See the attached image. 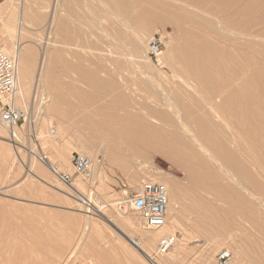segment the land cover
Masks as SVG:
<instances>
[{"label":"rangeland","instance_id":"374dc122","mask_svg":"<svg viewBox=\"0 0 264 264\" xmlns=\"http://www.w3.org/2000/svg\"><path fill=\"white\" fill-rule=\"evenodd\" d=\"M59 4V9L56 8L59 11L57 20L60 25L56 33L59 58L53 61L47 79L49 106L45 107L49 115L56 119L51 126H58L57 119H61L64 121L65 128L67 127L65 129L67 132L59 139H52L51 143H46L44 139L46 135L41 139L36 128L27 135L25 123L20 127L24 139L23 144H20L22 147L20 146L19 156L10 167L1 160L3 153L5 152L4 155L7 156L9 151H3L0 148V264H97L98 262L92 263L83 254H73L70 261L65 262L71 254V246L78 238V229L80 230L81 224H84L85 215L88 214L86 210L89 207L82 205L80 194L93 197L97 209L104 208V213L103 211L96 213L95 207L92 206L93 208L89 209L91 213L88 214L94 217L100 228L91 235L96 244H101L103 238H106L110 244L107 250L111 253L101 257L106 261L104 263L100 261L98 264H111L110 262L114 260L117 264H150L151 262L145 256L139 257L134 253L131 246L119 247L120 243L116 245L115 238L118 236L126 238L121 232L124 229L113 226L105 220V217H118L116 200L126 199L125 193L131 194L143 182H161L165 185L166 182L175 181L181 183V187L177 189L174 184L172 186L170 184L171 188H168L169 196L171 195L169 215L176 216L177 230L168 231V236L176 237V244L162 254L158 250L160 246L158 240L154 251H151L156 260H160L163 255L172 254L176 259L167 264H217L218 254L224 250H230L233 256L232 264H264V207H254L259 213L255 222L240 211L234 223L236 227L231 224L233 222L231 221L230 231H220L221 218L226 216L211 214L210 211L212 208L214 213L221 210L224 207L222 202L215 199V196L211 195L206 188L186 180L184 171L159 155L151 160L153 167L148 168L149 170H141L135 160L131 163L133 167L130 166V170H124L100 155L99 159L102 161L99 166L100 182L95 183L75 175L73 165L71 169L66 168L67 170L60 173V175L72 176V185L82 179L85 184L84 193L77 192L70 187L72 185H66L61 177L55 175L44 163V159L46 161L50 159L59 166L65 167V159L76 154L87 156L86 151L81 148L79 151V148L68 146V149L64 150L66 143L74 139L78 140L77 138L87 143L92 152H100L103 136L83 126L84 119H104L102 120L104 122H113L111 120L113 114L144 115L148 109H161V111L165 110L164 112L171 116L177 125L181 124L184 118L187 126L194 129L198 120L192 117H196L195 112H197L196 114H200V117L203 115L213 119L212 122L222 130L217 134L218 138L223 139L232 150L236 151L235 158L238 162L234 166L224 163L218 155L211 157L209 161L216 170H219L217 172L223 176L224 171L229 169L235 173L238 180L237 171L240 163L244 169H248L254 175L258 183L264 186V153L257 151L253 154L247 151L246 147L252 145L254 141L241 135L242 130L246 128L237 121L236 114L232 112L227 115L222 110H219L220 112L212 110L203 99L206 93L204 88L194 87L192 80L175 74V67L180 68L184 64L178 58L180 49L186 45V42L207 41L220 47L224 46L218 36L220 31L218 26H216L217 32L216 27L215 31H212L206 24L184 22L182 23L184 34H182L173 24H153L149 31L144 30L140 52L125 57L114 54L115 45L120 47L122 44L115 36L114 27L119 26L114 22L117 18L113 16L108 0H60ZM257 6L258 10L262 11L258 13L257 18L261 19V27L264 28V0H260ZM54 7V0H37V2L33 0L28 3L27 8L40 12L43 20L40 26L32 27L27 32L24 36L27 37L25 40L36 42L42 34L43 38L47 37L45 29L51 20ZM133 11L137 9L133 8ZM1 35L2 44L5 46L8 37H4L2 33ZM192 35L200 37V40L193 38ZM154 37H160L163 41L162 53L158 58L149 54V43ZM13 42L16 44L17 39H13ZM131 48V45L123 47L129 51ZM37 53H40L38 49ZM241 62L246 70H250L243 58ZM38 66L39 56L35 65L31 67L32 75L30 74L29 85L33 90L31 93L29 88L30 97H28V104L31 106L34 103L32 94L33 85H36ZM256 67H261V61H257ZM259 86L262 87V82ZM175 91L184 97L178 98ZM36 97L38 99V94ZM182 101L185 102L184 104L189 102L187 106L190 105L191 107H188L192 110L187 106L185 110L186 107L183 106ZM188 109L190 112H187ZM192 112L194 114L192 117L187 115ZM42 118L46 121L45 114ZM193 120H195L194 123H192ZM43 126L45 127L46 124L43 123ZM0 130L1 135L6 138L3 141L13 145L8 140L9 132L1 127ZM124 139L127 140V138ZM32 147L36 151H33ZM33 162L34 166L41 167L43 170L39 177L30 173ZM162 170L166 171L165 174L160 172ZM221 182L230 185L233 183L229 178ZM242 186V184H236V189L246 197L247 194H244ZM250 187L254 188L253 184ZM170 189L174 190L170 191ZM210 206H212L211 209ZM99 214H104L105 217H99ZM127 215L134 222H139L141 229L143 225L145 227V222L138 213L128 210ZM170 223L171 221L169 225ZM262 228L263 230H260ZM150 232L159 233L160 230ZM131 233L133 236L130 235V238L139 237L138 233ZM125 248H129L132 253Z\"/></svg>","mask_w":264,"mask_h":264},{"label":"bare ground","instance_id":"6f19581e","mask_svg":"<svg viewBox=\"0 0 264 264\" xmlns=\"http://www.w3.org/2000/svg\"><path fill=\"white\" fill-rule=\"evenodd\" d=\"M30 1L33 0H6L0 5L1 33L4 37H8V42L2 47V50L6 54L17 57L19 61L18 80L21 98L18 101V105L27 113L25 133L29 135L36 128L41 139L42 136L46 135L44 137L46 143H51L52 139H59L67 132L65 130L67 127L65 128L63 125L64 121L61 119H57L59 120L58 126H51L54 124L53 120L56 119L49 115L45 107L49 102V98H47V79L49 78L53 61L59 58V45L56 40V33L59 31L60 25L57 20L59 11L56 8L59 9L60 0H54L55 10L52 11L51 20L45 29L47 37L43 38L42 34L36 42L25 40L27 37H24L32 27L40 26L43 20L40 12L27 8ZM259 2L260 0H108V6L113 16L117 18L114 22L119 26L114 27L115 36L120 39L122 44L120 47L117 44L115 45L116 51L114 54L125 57L138 54L143 35L146 31H149L153 24H173L182 34H184L182 29V23L184 22L198 25L206 24L208 29H212V31L218 26L221 31V33L219 31L218 36L224 46L220 47L207 41L186 42V45L180 49L178 58L184 64L180 68L179 66L175 67V74L178 77H186L192 80L194 87L204 88L206 93L203 99L206 102L205 104L212 110H222L227 115L234 112L237 121L246 128L242 130L241 135L254 141L252 145L246 147L247 151L253 154L257 151L264 153V28L261 27V19L257 18L258 13L262 12L258 10L257 5ZM133 8H136L137 11L134 12ZM192 37L200 40V37L194 35ZM15 38L17 39L16 44L12 43ZM129 45L132 46L130 51L123 49V47L126 48ZM37 49L40 51L39 54ZM37 56H39V66L35 77L36 85L32 84L34 86L32 94L34 103L31 106L28 104V97H30L29 88L31 90L29 85L30 74L32 73L31 67L35 65ZM242 58L247 62L250 70L245 69L244 64L241 62ZM257 61H261L260 68L256 67ZM261 82L262 87L259 86ZM32 90L30 91L31 93ZM171 93L173 94V91ZM37 94L38 99L36 97ZM178 94H176L178 98L182 96L180 94L178 96ZM177 100L179 102V99ZM183 102L182 104L185 103ZM186 103L190 104L189 102ZM200 103L202 102L200 101ZM187 104L183 106L186 107ZM187 107L184 109L186 110ZM164 111H161V109H148L144 115L128 113L124 116H119L113 114L111 119L113 122H104L102 121L104 119H84L82 120L83 126L85 125L90 130L93 129V133L103 136L100 152H92L93 150H90L87 143H83L79 138H77L78 140L73 138L74 141L66 143L64 150L68 149V146H72L73 148H79V151H81L80 148L86 151V157L91 159L93 163L91 175L85 179L90 183L99 181L101 175L99 166L102 164L99 159L100 155L104 159H108L111 164L118 165L124 170H130L129 167L134 160L141 170L150 169V167H153L151 160L156 155H159L184 171L186 180L206 188L211 195L215 196V199L222 202L224 207L221 210L214 213L212 208L211 211L213 212L210 211L211 214H222L227 217L226 220V217L221 218L220 231H230L240 211L251 221L255 222L259 213L254 207H264V186L258 183L254 175L248 169H244L240 163L237 171L238 180H236L235 173L229 169L224 171L225 175L222 176L217 172L219 170H216L211 165L209 160L215 155L220 156L224 163L230 166H234L238 162L235 158L236 151L232 150L230 145L223 139L218 138L217 134L222 132V130L212 122L213 119L211 120L203 115L200 117V114H196L197 112H195L196 117L194 116V118L192 117L193 112L191 114L188 113L187 115H191L196 121L198 120L196 128L190 129L184 118H182L181 124L177 125L172 120V117L168 116ZM44 114L46 115V121L42 118ZM187 115L185 113V116ZM215 118L217 117L215 116ZM43 123L46 124L45 127ZM0 127L9 132L10 138L8 140L13 143L12 145L4 142L3 140L6 138L1 135L0 130V148L3 151H9L7 156L4 155L5 152H2L3 158L1 160L10 167L19 156L20 144H23L24 136L20 128L9 130L4 126L0 125ZM45 129L47 130L45 131ZM124 138H127V140ZM32 149L36 151L34 147ZM71 159L72 157L65 159V167L64 165L59 166L58 163L50 159L47 161L44 159V163L55 175L60 176V173L67 170L66 168H72ZM42 171L41 167L34 166L33 162L30 173L35 177H39ZM160 172L165 174L166 171L162 170ZM242 176L244 178H241ZM225 178L231 179L233 181L232 185L221 182ZM177 182H166L165 185L167 188H171L172 184H174L175 188L180 189L181 183ZM236 184H242L244 194L249 197L241 195L236 189ZM251 184H253L255 189L250 187ZM70 187L84 193L85 184L81 179ZM102 187L104 188V185ZM174 189H170V191ZM116 206L119 211L118 217L109 216L106 218L103 216L104 214H99V217H105V220L113 224V226H119L124 229L121 232L127 239L118 236L115 238L116 245L120 243L121 246L119 247H122V245L124 247L131 246L134 253L139 257L145 256L151 262L150 264H167L176 259L174 255L166 254L160 260H156L151 252L154 251L153 249L158 240L161 242L162 239L168 237V231L177 230L175 227L176 216L174 214L168 215L167 223L159 229V233H152L150 231L157 230L150 229L146 225L145 227L143 225L141 229V224L134 222L129 217L130 214L127 215L128 211L126 208L122 210L118 205ZM212 206H210V209ZM103 209L102 207L99 209L94 208V211L100 213ZM89 211V209L86 210L88 214L91 213ZM88 214L85 215L84 224H81L80 230L78 229V238L71 246V254H69L70 256L68 255L69 258L67 257L66 263L70 261L73 254L86 255L92 263H99L100 261L104 263L106 260L101 257L111 253L110 250H107L110 244L106 238H103L101 244H96L95 239L91 237L92 233L100 230V228H98L99 225L94 220V217ZM169 221H171V226ZM231 221L233 222L231 223ZM260 230H263V228ZM131 232L138 233L139 237L130 238ZM125 249L129 251V248ZM132 251L129 252L132 253ZM110 263L117 264L115 260Z\"/></svg>","mask_w":264,"mask_h":264},{"label":"built area","instance_id":"2783aa9c","mask_svg":"<svg viewBox=\"0 0 264 264\" xmlns=\"http://www.w3.org/2000/svg\"><path fill=\"white\" fill-rule=\"evenodd\" d=\"M4 0H0V5ZM163 41L154 37L149 43V54L158 58L161 55ZM19 61L18 58L6 54L0 48V125L9 130L22 127L27 120V113L18 105L21 98L19 86ZM75 175L86 179L91 175L93 163L86 156L76 154L72 157ZM62 181L72 185L73 177L60 175ZM79 192V191H77ZM80 194V193H79ZM126 194V199L116 200L122 210L125 208L138 213L145 225L153 230H159L167 223L169 215L170 197L166 185L162 183L143 182L142 185ZM80 201L85 207L93 208L95 203L90 196H82ZM103 205V203H101ZM176 244V237L168 236L161 240L159 252L164 254ZM233 256L230 251L224 250L217 256V264H232Z\"/></svg>","mask_w":264,"mask_h":264},{"label":"crops","instance_id":"0c3cea01","mask_svg":"<svg viewBox=\"0 0 264 264\" xmlns=\"http://www.w3.org/2000/svg\"><path fill=\"white\" fill-rule=\"evenodd\" d=\"M1 32H2V29H1V26H0V48H2V46H3V44H2L3 43V38H2ZM82 72L84 73V71H82Z\"/></svg>","mask_w":264,"mask_h":264}]
</instances>
